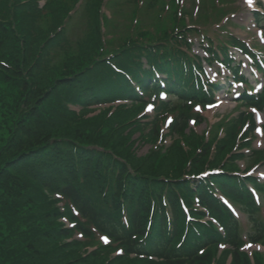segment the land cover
<instances>
[{"label": "trees", "instance_id": "trees-1", "mask_svg": "<svg viewBox=\"0 0 264 264\" xmlns=\"http://www.w3.org/2000/svg\"><path fill=\"white\" fill-rule=\"evenodd\" d=\"M23 1H26V3L23 4ZM57 1H48L45 9L39 11L37 8L38 0H0V29L3 30V37L0 41V106H4L12 98L9 87L2 89L7 84L5 79L18 80L15 82L14 91L17 95V100L13 106L12 113L6 115L0 112V130L3 132L2 135H10L6 139L0 138V141H4V144L0 147V264H32L33 240L47 232V229L42 232V226L38 220L31 222L32 217L30 218L24 212L28 211V209L31 211L35 207V205L31 204L32 200H29L28 194L32 193V191H28L29 189H34L39 194L33 188V185L38 186L40 189L42 188L51 203L55 204L51 199V196L54 195L61 197L63 201H70L88 223L89 227L109 238L111 245L93 254L92 257L94 258H100L105 255L103 258L109 259L116 250H121L123 256L113 258L112 261L109 260L111 263L125 264L127 261L129 262L128 264H139L142 262L146 264L206 263L207 256L198 257L197 253H195L191 255L192 258H189L187 263L185 260L183 262L180 260V252H175L176 250L174 249L167 250L168 244L164 241L166 230L163 219H161L162 225L155 229L153 228L154 232L151 234L152 240L155 232L160 235V239L152 242L150 236H146L148 221L143 220V211L134 209L133 200L118 202L119 199H115V203L112 206L106 207L103 205L105 199L100 196L96 198L94 191L90 192L82 189L77 181L75 185L67 186V180L72 179L76 170L78 172L83 171L84 168L82 166L89 160L84 155V152L75 148L74 145L85 146L90 145L89 143L100 144L104 151H110L117 157L122 158L128 165L145 175L161 178L164 183L161 185H167L165 186V190L168 191L166 206L171 208L172 218L176 222L180 220L185 222L186 219L182 207H180V202L183 201L187 207H190L191 203L196 199L195 201L198 205L202 206L210 217H215L225 229L224 241L234 250L233 264H249L246 256L238 250L240 240L238 238V228L233 223V219L228 216L224 207L219 206L218 201L210 194V191L213 190L211 184H216L223 188L225 186L235 187V181L227 176H221V178H213L209 183L210 186L202 184V182L195 183L192 186L187 177L195 178L209 169L211 164L207 160V155L210 150L209 145H204L201 139H187L183 135L185 130L183 125L180 124V126L176 123L172 132L178 134L184 142L186 141L188 151H184L180 141L177 140L172 148H169L163 155L159 151L152 150L148 156L141 158L140 161L131 158L128 154L130 152L128 142L120 135L116 145L110 142L112 133H109L101 141L96 139V137L93 138L90 134L81 133L78 129H66L64 131L69 133H62V135L58 134L62 128L57 130L50 129L39 138H37L39 135L32 132L34 123L38 124L46 117L41 103L47 102L46 100L59 89L81 95V98L76 103H87L90 100L89 98L96 99L97 88H94V85L99 79V74L106 73L115 77L114 72L110 68L111 66L107 63L116 64L125 72L133 73V69L137 71V68L141 65L140 60L142 58L153 59L159 57L164 49L169 47L166 45L165 33H162L160 25L147 28V30L124 26L121 29L122 31L117 35H113L112 38V34L106 33L104 35L101 33L100 39H96L94 43H84V40L75 41L72 32L67 31L68 25L62 20V17H66L70 11V7H68V4H61L60 1ZM101 3L102 0H87L84 6L86 16H96L93 22L94 26L99 25V28L101 23L98 7L101 6ZM17 9L19 14H16ZM103 24L106 25L108 22L103 20ZM45 25L46 27L43 28ZM74 29L75 27L71 30L73 31ZM38 30L39 33L44 31L40 39L50 41L41 44L43 46L38 48L33 56V62L26 66L27 60L24 54L27 52V46L23 45L24 41H18L17 33L19 32V35L23 36L22 39L26 40L29 36L31 39L37 40L40 35L37 34ZM103 37L105 38L104 40ZM52 50H58L59 54L64 55V57L58 65H51L48 61L46 68L40 70L43 72L38 77L42 81L43 87H45V93L38 97L41 105L36 106V103H34L29 110L23 111L33 96L32 92L34 91L32 88L35 87V81L28 82L26 86L18 83L20 80L26 81V77L25 79L21 78L25 72L29 74L28 78L36 76L40 68L39 61H42L45 56L47 57ZM70 51H74V53ZM108 56L114 57L108 62L106 60H103V62L97 61ZM10 66L13 67V72L11 73L9 72ZM120 76L121 78L123 77L122 75ZM60 84H62L61 87ZM53 100H55L56 113H59L61 108L68 111L63 106V103L67 100L61 95H57ZM190 108L188 106V109ZM68 112L71 116L75 115L73 112ZM2 122L3 127H1ZM51 140L54 143L49 146L48 143ZM52 148H59L62 151L63 161L58 159L53 152H50ZM226 148V143H219V151ZM198 149L202 151L201 154L197 153ZM220 153L223 155V151ZM216 161L214 163L218 164V159ZM96 174L103 175L106 178H113L114 186L119 194H123L122 197L128 195L125 179L121 184V181L120 183L116 181L113 177L114 175L110 176L102 171H98ZM24 176L31 177L39 183L32 182L33 185L24 183ZM13 183L17 184V193L10 195L7 200H3V188H7L9 185L13 187ZM107 185L108 183L102 186L104 190L111 188L110 184L109 186ZM194 185L199 187L195 188ZM40 197L42 199L43 194ZM9 199H15L16 203H20L24 199V204L16 207L17 211L13 213L12 203ZM125 210L128 213L127 223L121 220ZM191 214L197 218L203 216L202 213L198 214L192 209ZM59 217L60 213L57 210L56 218L59 219ZM155 224H157L156 221ZM7 225H10V227L8 228ZM194 229L197 231L204 230L201 225H195ZM57 234L60 237H66L69 233L62 230ZM263 238L264 230L261 229L251 240L257 243ZM143 244H146V248H144ZM75 255L78 257L76 253ZM134 255L136 257L149 256L161 262L150 263L147 259L140 260L135 258L139 260L135 263V261L132 262V259H130ZM42 258V255L39 254L36 257V261L40 263ZM56 260L51 259L44 264H61L59 258H56Z\"/></svg>", "mask_w": 264, "mask_h": 264}, {"label": "rangeland", "instance_id": "rangeland-1", "mask_svg": "<svg viewBox=\"0 0 264 264\" xmlns=\"http://www.w3.org/2000/svg\"><path fill=\"white\" fill-rule=\"evenodd\" d=\"M202 0H185V5L186 8L189 9L190 11H196L198 13L199 18H202V14H204L206 12V8L205 5L202 3H199ZM216 5V3H215ZM233 6L234 8H238L240 9L241 7V0H234L233 4L229 3L228 7ZM242 15L240 16H236L235 17V22L237 20V22L244 26L242 27L243 29L241 30L242 32H236L234 31V33L237 35H242L241 39H246L247 43L248 42H256L255 40V36L254 34H252L253 29L252 28H246L248 26L249 23V14H246V12H242ZM251 17V16H250ZM217 19V18H216ZM63 22H66L65 19H62ZM45 26H43V28H45ZM122 27H115V28H104L103 25L101 28H99L98 26H94L93 24V33L89 34V32L87 31V29L83 32L85 35L83 37H81L80 41H83L84 39V43L86 42H93L96 39H100V34L103 33H107V34H112L111 38L113 37V35H117L119 34L122 30ZM76 31V30H75ZM82 31V29H81ZM87 31V32H86ZM18 32V31H17ZM44 31H41L39 33V30L37 32L38 39L34 40L31 39L29 36L25 39H22L23 36L19 35V32L17 33V37L18 41L23 42L24 46H27V52L24 54V57L26 58V66H29L32 62H33V56L36 54L37 50L39 47L43 46L41 44L45 43L46 41H50V40H45V39H40L41 36L43 35ZM240 33V34H239ZM3 37V30L0 29V41ZM196 36H192V38H195ZM197 45L194 47V50L197 51L198 49L196 48ZM263 49V48H262ZM264 51V49H263ZM71 52V51H70ZM71 53H74L71 52ZM59 51L58 50H52V52H49L47 57L45 56L44 59L41 61H39V71L37 72L36 76H33L32 78H28L29 74L28 73H24L23 77H26V81L20 80L19 81V85H24L26 86V84L28 82H33L35 81V87L32 88V90L34 92L33 96L30 100V103L27 105L26 108L23 109V111H27L29 110V108H31L32 104L36 103L37 105H41L44 107L43 112L46 113V117L44 119H42L38 124L34 123V127L32 129V132H34L36 135H39L37 138H39L40 136H43L44 132L48 131V130H57V129H61L60 133L58 134H62V133H69L66 132L64 130L68 129V130H73V129H78L81 133H85V134H90L93 138L96 137V139L99 140H103L109 133H112V139H111V143L112 144H116L118 143V137L120 135V131L118 130V126L115 120L109 118L108 113H101L98 110H94V111H90V110H86L83 111L82 113L79 112L80 114L77 115H69V112L64 110L63 108H61V110L59 111V113L55 112V100H53L54 97H56L58 95V91L51 96L49 99H47V102L44 103H40V101L38 100V97L43 95L45 93V90L43 87V83L42 81L39 79L38 75L40 73H42L43 71H40L41 69H45L46 65L48 64V61L50 62L51 65H58L59 62L61 61V59L64 57V55H58ZM73 57V55H72ZM10 69V73L13 72V67H9ZM6 81V85L3 86V90L6 88H10L11 91V95L12 98L4 104V106H0V112L4 113V114H9L12 113L13 111V106L16 103L17 100V95L15 93V87H16V81H11L9 79H5ZM48 81H50V79H48ZM62 84H60L61 87ZM59 87V88H60ZM222 96V95H221ZM38 100V101H37ZM230 100V97L225 98V100H223L222 104L223 106L220 108V110H218V112L213 111L211 113H207L204 114L203 116L208 119V121L210 123H214L218 120L219 116H228L229 114L232 115H236V113L238 112V114L240 113V111H244V108L240 107L239 108H235L233 106H235V104H232L231 102L228 103V101ZM228 103V104H227ZM75 103H69V102H64L63 106L65 108L68 107H72V105H74ZM262 116V122L264 124V111L261 114ZM141 116H144L141 115ZM1 127H3V122L1 123ZM205 128V124H201L195 127V131L197 132H202L204 131ZM2 131L0 130V138H9L10 135H2ZM167 130L164 128L163 130V134H166ZM18 140V139H17ZM16 140V142H17ZM166 141V145L169 144L170 140H168L167 138L164 140ZM4 144V141H0V147ZM258 140L253 142V146L258 147ZM117 145V144H116ZM130 152H128V154L131 156V158H133V160L136 161H140L141 158L148 156L150 153L147 152L149 147H141V149H135L134 146L132 145H128ZM252 146V147H253ZM242 166V164H241ZM264 171V168H261ZM23 181H25L24 183L27 184H32V182H37L36 180H33L31 177H23ZM39 183V182H37ZM13 187H11V185H9L7 188H3V200H7L8 197L10 195H14L17 189V184L13 183ZM33 188L36 189L38 193H36L34 191V189H29L28 191H32V193H28L29 194V200L31 201L32 205H35V207L33 209H31V211L28 209V211H24L26 212V214H28V216L31 218L32 217V221L31 222H36L38 220V222L40 223V225L42 226V232H44V230L47 229L46 233H43V235H41V237H38L36 239L33 240V250L31 252V256H32V264L33 263H38V261H36V257L37 255H42V260L40 263L38 264H44L46 261L48 260H56V258L60 259V263L61 264H119V263H111L109 261V259H104L102 258H94L92 256H90L88 254V252H86L84 249L80 248V247H76L74 245H72V238H69L68 236L66 237H60L58 236V232L64 230L65 228L63 227V221H61L60 219L56 218V212H57V205H55L54 203H51L50 200L47 198V196L45 195V193L42 191V188L40 189L38 186H34ZM43 194V197L41 199L40 195ZM31 198V199H30ZM11 201V207L13 210V213H16V207H20L21 205L24 204V199H22V202L20 203H16L15 199H9ZM31 205V206H32ZM30 206V207H31ZM238 211V216L240 219H242V216H240L239 214V209H237ZM242 227H244L245 229H248V222L245 220V222L242 221ZM8 228L10 227V225H7ZM46 226V227H45ZM47 226L51 227V228H47ZM15 227V226H14ZM13 227V228H14ZM245 233V232H244ZM57 238V240H56ZM97 245H99V250L103 248V244L98 243ZM75 253L78 255V257H76ZM132 262L135 261L138 262L139 260L136 259H132ZM57 262V260H56ZM59 262V260H58ZM129 262H125V264H128ZM139 264H146L145 262L139 263Z\"/></svg>", "mask_w": 264, "mask_h": 264}, {"label": "snow or ice", "instance_id": "snow-or-ice-1", "mask_svg": "<svg viewBox=\"0 0 264 264\" xmlns=\"http://www.w3.org/2000/svg\"><path fill=\"white\" fill-rule=\"evenodd\" d=\"M244 2L249 6L251 7L252 6V3H253V0H244ZM149 111L151 110V107L148 109ZM255 111V110H253ZM101 239H103L105 242H107L106 238L105 237H102ZM246 247H252V245H246Z\"/></svg>", "mask_w": 264, "mask_h": 264}]
</instances>
